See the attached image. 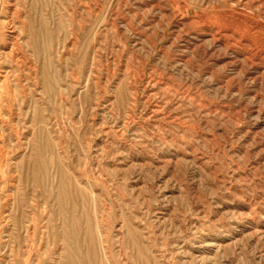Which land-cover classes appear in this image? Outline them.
I'll list each match as a JSON object with an SVG mask.
<instances>
[{
    "label": "rangeland",
    "instance_id": "374dc122",
    "mask_svg": "<svg viewBox=\"0 0 264 264\" xmlns=\"http://www.w3.org/2000/svg\"><path fill=\"white\" fill-rule=\"evenodd\" d=\"M14 3L0 264H264V0Z\"/></svg>",
    "mask_w": 264,
    "mask_h": 264
},
{
    "label": "bare ground",
    "instance_id": "6f19581e",
    "mask_svg": "<svg viewBox=\"0 0 264 264\" xmlns=\"http://www.w3.org/2000/svg\"><path fill=\"white\" fill-rule=\"evenodd\" d=\"M9 1V3L7 4L8 6H6V2H4L5 4V7H3V9H2V13H3V15L4 16H2L3 17V19H2V21H0L1 23H2V26H3V30H2V32H0V103L1 104H3L4 102V97H3V94H7V92L10 94V92H9V90L11 89L9 86H10V83H9V74L11 73V71H10V65H9V63H7V59L8 58H11V59H13L14 57H15V55L18 53V51H19V48H18V44H17V42L15 41L16 39H17V31H16V27H15V24H14V22H13V19L14 18H19V12L18 11H16L14 8V5H15V3H14V0H8ZM0 3L3 5V2H2V0H0ZM14 3V4H13ZM18 10V9H17ZM183 10V9H182ZM184 10L186 11V12H189V10H190V8H184ZM23 11V10H22ZM182 12V11H181ZM22 13V12H21ZM24 13V12H23ZM41 15V14H40ZM39 15V16H40ZM22 17V16H21ZM23 20V19H22ZM17 21V20H16ZM24 21V20H23ZM100 21V20H99ZM28 22V21H27ZM201 23H202V21H201ZM23 24H25V23H23ZM27 24V23H26ZM200 24V23H199ZM208 25V24H207ZM207 25L204 23V24H202L201 26H203L204 27V29H208V28H206L207 27ZM18 30V29H17ZM22 30V29H21ZM20 30V31H21ZM199 30V29H198ZM19 31V30H18ZM24 33V32H23ZM39 33V32H38ZM37 33V34H38ZM97 33V32H96ZM20 34V33H19ZM26 36V35H25ZM20 37V36H19ZM18 37V38H19ZM24 37V36H23ZM97 38V37H96ZM213 38V37H212ZM26 39H27V37H26ZM18 40V39H17ZM22 40H23V38H22ZM21 40V41H22ZM24 41V40H23ZM248 41V40H247ZM251 42V41H250ZM22 43V42H21ZM36 44V43H35ZM10 46H11V48H10ZM27 46V45H26ZM24 48V47H23ZM28 48V47H27ZM33 48H34V46H33ZM27 50V49H26ZM28 50H31V49H28ZM39 50V49H38ZM32 51V50H31ZM243 53V52H242ZM18 54H20V53H18ZM23 54V53H22ZM26 55H29V54H26ZM22 56V55H21ZM243 56V55H242ZM20 57V56H19ZM28 57V56H27ZM21 58V57H20ZM19 61V60H18ZM18 61H17V63L16 64H18ZM41 61V60H40ZM14 63V62H13ZM27 63V62H26ZM6 64H8L10 67H8V65H6ZM24 67V66H23ZM21 68V67H20ZM25 69H27V68H25ZM45 70V69H44ZM32 72H33V70H31ZM37 71H38V69H37ZM25 75H26V73H27V71H26V73L25 72H23ZM12 74V73H11ZM23 74V75H24ZM12 76V75H11ZM15 76V75H14ZM16 76H17V74H16ZM15 76V77H16ZM25 77V76H24ZM17 78V77H16ZM22 79H23V81H24V79H26V78H23V77H21ZM29 78V77H28ZM11 79V78H10ZM12 79H13V77H12ZM15 80V79H14ZM17 80V79H16ZM26 81H28V79L26 80ZM15 82V81H14ZM22 83V82H21ZM24 84H26V83H24ZM23 84V85H24ZM17 85V84H16ZM21 85V84H20ZM10 88V89H9ZM17 88H19L18 87V85H17ZM14 89V88H13ZM13 91V90H12ZM19 91V90H18ZM35 91V90H34ZM22 92H20V94H21ZM11 95H13V93L11 94ZM8 97H9V95H8ZM11 97V96H10ZM13 97V96H12ZM7 98V97H6ZM6 100V99H5ZM20 101V100H19ZM5 102H7V101H5ZM13 102V101H12ZM14 103V102H13ZM20 103V102H19ZM9 104V103H8ZM7 104V105H8ZM15 104V103H14ZM4 105V104H3ZM20 105V104H19ZM5 107V106H4ZM7 107V106H6ZM13 107H16V106H13ZM8 108V107H7ZM6 108V109H7ZM13 109V108H12ZM4 110V109H3ZM7 110H9V108L7 109ZM18 110V109H17ZM17 110H15V111H17ZM19 110H20V108H19ZM14 111V110H13ZM1 115H2V113H1ZM1 119V118H0ZM1 121V120H0ZM7 121V120H6ZM4 126H5V124H4ZM4 126H2V127H4ZM6 127H8L7 125H6ZM13 130V129H12ZM13 132V131H12ZM15 133H16V131H15ZM2 134V133H1ZM0 138H2V137H0ZM0 140H2V139H0ZM1 143V142H0ZM4 154V153H3ZM4 158V157H3ZM5 164V163H4ZM5 166V165H4ZM3 167V166H2ZM1 180V179H0ZM1 212V211H0ZM74 261V260H73ZM70 262V264H74L75 262ZM77 264H79V263H77Z\"/></svg>",
    "mask_w": 264,
    "mask_h": 264
}]
</instances>
